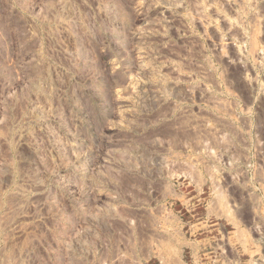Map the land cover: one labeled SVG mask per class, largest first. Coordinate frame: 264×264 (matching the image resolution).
<instances>
[{"label":"rangeland","instance_id":"obj_1","mask_svg":"<svg viewBox=\"0 0 264 264\" xmlns=\"http://www.w3.org/2000/svg\"><path fill=\"white\" fill-rule=\"evenodd\" d=\"M181 241L264 264V0H0V264Z\"/></svg>","mask_w":264,"mask_h":264},{"label":"crops","instance_id":"obj_2","mask_svg":"<svg viewBox=\"0 0 264 264\" xmlns=\"http://www.w3.org/2000/svg\"><path fill=\"white\" fill-rule=\"evenodd\" d=\"M182 243H183V241L179 242V244L176 246V248H177V256L172 258L171 263L168 260L165 259V256L163 254H161V258L164 261L163 264H182V262L180 260V253H181V246H182L181 244ZM187 245H188V242H187ZM171 249H173V247H171Z\"/></svg>","mask_w":264,"mask_h":264}]
</instances>
